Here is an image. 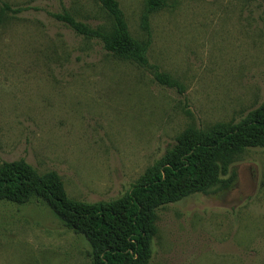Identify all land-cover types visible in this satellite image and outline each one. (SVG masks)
<instances>
[{
  "label": "rangeland",
  "instance_id": "obj_1",
  "mask_svg": "<svg viewBox=\"0 0 264 264\" xmlns=\"http://www.w3.org/2000/svg\"><path fill=\"white\" fill-rule=\"evenodd\" d=\"M117 2L145 42V0ZM64 12L92 28L110 22L98 0H0V164L54 171L72 199L115 200L185 129L236 124L264 103V0H166L149 16L147 61L180 91L53 17ZM155 225L147 264H264V148L158 207ZM90 259L85 237L44 202L0 200V264Z\"/></svg>",
  "mask_w": 264,
  "mask_h": 264
},
{
  "label": "trees",
  "instance_id": "obj_2",
  "mask_svg": "<svg viewBox=\"0 0 264 264\" xmlns=\"http://www.w3.org/2000/svg\"><path fill=\"white\" fill-rule=\"evenodd\" d=\"M98 2L109 15L107 25L92 28L67 12L55 13L53 17L85 38L98 39L114 57L153 68L154 78L160 84L183 89L150 65L145 55L150 35L149 16L165 7L166 0H145L142 15L145 42L131 38L117 0ZM250 147L264 148V103L236 124L185 129L161 160L148 168L129 192L115 200L87 203L72 199L57 173H38L22 160L0 164V200L22 202L35 198L44 202L64 227L88 241L89 264H147L151 242L157 233V208L191 193L206 191L219 174H229L239 154ZM233 176L231 171L220 188L230 187Z\"/></svg>",
  "mask_w": 264,
  "mask_h": 264
}]
</instances>
